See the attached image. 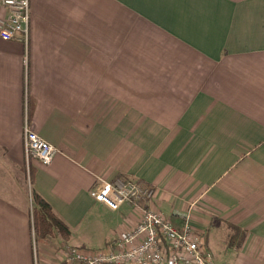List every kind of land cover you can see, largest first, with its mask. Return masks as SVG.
Here are the masks:
<instances>
[{
  "label": "crops",
  "instance_id": "crops-1",
  "mask_svg": "<svg viewBox=\"0 0 264 264\" xmlns=\"http://www.w3.org/2000/svg\"><path fill=\"white\" fill-rule=\"evenodd\" d=\"M29 4L28 45L0 38V264H67L63 245L130 229L136 210L89 195L116 178L177 230L189 214L215 264H264V0ZM25 114L48 165L26 160ZM32 195L69 235L33 249Z\"/></svg>",
  "mask_w": 264,
  "mask_h": 264
},
{
  "label": "built area",
  "instance_id": "built-area-1",
  "mask_svg": "<svg viewBox=\"0 0 264 264\" xmlns=\"http://www.w3.org/2000/svg\"><path fill=\"white\" fill-rule=\"evenodd\" d=\"M30 15L29 0H0V38L27 46ZM23 119L26 160L50 164L57 150L28 127L26 114ZM89 195L111 210H117L121 205L129 206L138 212L137 221L130 229L109 240L102 249L63 245L60 255L67 264H215L205 246L202 231L190 222V215H182V228L177 230L153 207L154 189L142 180L100 181Z\"/></svg>",
  "mask_w": 264,
  "mask_h": 264
},
{
  "label": "trees",
  "instance_id": "trees-1",
  "mask_svg": "<svg viewBox=\"0 0 264 264\" xmlns=\"http://www.w3.org/2000/svg\"><path fill=\"white\" fill-rule=\"evenodd\" d=\"M32 200L35 202V206L31 208L33 241L43 242L47 240L48 237L52 238L55 231L59 232L64 237L69 235L67 227L63 222L55 218L50 206L43 199L38 195H32ZM54 226L57 230H54Z\"/></svg>",
  "mask_w": 264,
  "mask_h": 264
},
{
  "label": "rangeland",
  "instance_id": "rangeland-1",
  "mask_svg": "<svg viewBox=\"0 0 264 264\" xmlns=\"http://www.w3.org/2000/svg\"><path fill=\"white\" fill-rule=\"evenodd\" d=\"M1 181H2V180H0V186L2 185Z\"/></svg>",
  "mask_w": 264,
  "mask_h": 264
}]
</instances>
